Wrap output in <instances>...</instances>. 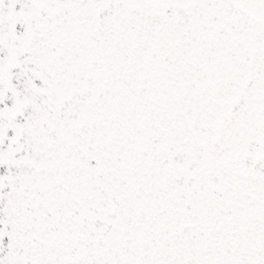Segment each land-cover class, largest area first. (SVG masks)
<instances>
[{"label":"snow or ice","instance_id":"1","mask_svg":"<svg viewBox=\"0 0 264 264\" xmlns=\"http://www.w3.org/2000/svg\"><path fill=\"white\" fill-rule=\"evenodd\" d=\"M0 264H264V0H0Z\"/></svg>","mask_w":264,"mask_h":264}]
</instances>
